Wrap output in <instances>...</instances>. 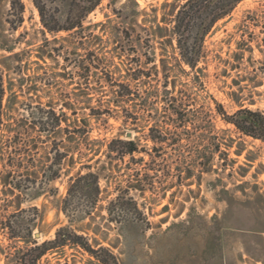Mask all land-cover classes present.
<instances>
[{
    "label": "rangeland",
    "instance_id": "rangeland-1",
    "mask_svg": "<svg viewBox=\"0 0 264 264\" xmlns=\"http://www.w3.org/2000/svg\"><path fill=\"white\" fill-rule=\"evenodd\" d=\"M23 1L24 22L12 33L5 22L9 0H0L3 41L15 45V52L25 51L22 74L4 70L6 81L15 82L17 95L11 99V106L10 92L3 100L0 177L11 163L5 150L12 135L8 125L20 118L31 120V111L37 112L40 102L45 105L53 97L71 101L79 124L87 122L89 132L70 140L68 135L74 134L78 127L73 123L57 138L32 129L30 143H36L32 152L34 160L24 161L22 167L35 165L41 171L38 185L42 190L33 188L16 197L4 192L0 179V219L15 211L19 203L23 208L37 206L42 214L35 228V234L40 232L37 237L40 242L54 238L58 228L70 225L87 236L89 242L97 240L113 250L121 264H203V259L217 264L221 255L226 264H263L245 253L250 238L241 230H223L222 247L217 250L209 247L207 227L215 222V217L223 218L228 207L225 198L232 197L252 209L264 235V141L238 131L216 110L219 104L228 113L240 107L264 111V0H243L218 21L205 38L199 66L195 70L184 66L188 73L174 59L175 52L169 41L156 34L160 32L157 23L161 22L162 4L166 0H136L138 5L133 0H103L87 17L85 25L112 18L106 25L109 32H103L101 26L94 27L93 33L102 39L96 38L91 44L58 41L50 45L57 47L58 52H54V59L46 57V62L38 57L39 47L45 45L39 12L32 0ZM47 36L52 39L50 34ZM162 53L172 65L169 88L178 101L184 102L183 122L163 107L166 78L161 67ZM9 54L0 48V61ZM151 60L159 65V74L155 73ZM8 63L13 66L17 62ZM78 63L86 68L82 69ZM40 64L46 69L40 68ZM0 67L4 69L1 63ZM137 68L151 70L153 74L147 81L135 82L133 73ZM38 73L39 76L31 77ZM23 75L25 79L21 81ZM35 82L37 89L29 91ZM130 89L131 97L126 95ZM91 109L103 112L100 119L91 115ZM133 121L137 131L131 129ZM62 125L65 127V122ZM128 132L132 135L128 136ZM151 136H163L164 140L157 143ZM24 138L25 135H20L16 140L23 143ZM115 138H133L140 149H147L149 153L107 158L109 143ZM216 142L220 144L222 156L216 154L213 159L214 170L203 171L211 165L206 155ZM57 146L63 151L69 150V154L61 177L47 185L42 181V171L51 164L50 157ZM115 147L123 145L116 143ZM85 163L103 175L101 199L92 216L86 214L71 222L60 207L70 177ZM133 184L144 187L143 191L130 190L143 214L139 218L130 215L121 222L112 221L107 206L121 190ZM52 186L58 188L56 194L51 191ZM224 187L229 195L222 191ZM83 207L87 209L86 202ZM24 216L27 218L29 214ZM12 242L0 230V245L9 251ZM23 244L17 240L11 250ZM0 264H6L4 255ZM38 264L101 263L82 248L67 245L49 251Z\"/></svg>",
    "mask_w": 264,
    "mask_h": 264
},
{
    "label": "trees",
    "instance_id": "trees-1",
    "mask_svg": "<svg viewBox=\"0 0 264 264\" xmlns=\"http://www.w3.org/2000/svg\"><path fill=\"white\" fill-rule=\"evenodd\" d=\"M102 1L103 0H32L39 12L45 40V45L39 47L41 53H39L38 57L44 60V62H46V57L54 59V54L58 52L59 49L50 45L58 41H67L84 45L91 44L96 38L102 39L100 35H95L93 33V28L101 26L103 32L108 33L109 31L106 25L108 22L112 21V18H108L106 22L85 25L87 17L96 10ZM133 1L138 5L136 0ZM241 1L243 0H166L162 4L163 15L161 22L164 24H161V22L157 23V29L160 30V32L156 34L159 37H165L167 39L166 41H169L175 52L173 57L185 73H188L184 68L185 65L189 66L191 70H195L199 66L203 58V47L206 36L218 21L228 16ZM9 5L10 8L5 22L9 26L8 29L13 33L17 31L24 22L25 3L23 0H9ZM113 11L116 14L119 13L116 9H113ZM62 32L66 34L60 35ZM111 33L120 34L116 31H111ZM47 34H50L52 39H50ZM4 37V33L0 32V48L8 51L10 54L4 56L0 61L4 67V69L0 67V130L4 114L3 100L10 92L9 106H11V99L17 95L14 90L15 82L11 79L6 81L4 70L8 69L9 71L22 74L25 69V64L23 63L25 51L15 52V45L5 43L3 41ZM174 41H176V46L174 45ZM63 58L68 60L67 57ZM10 60L17 62L16 65L11 66L8 63ZM151 62H153V67L156 69L155 73L159 74V65L155 60H151ZM78 65L81 66L82 69L86 68L82 63H78ZM161 67L164 77L166 78L163 84L164 89L162 90L163 107L172 114H175L176 120L183 122L184 102L178 101L177 96L173 95L172 89L169 88L168 77L172 65H170V60L165 53H162ZM40 68L46 69L45 66L41 64ZM44 73L48 74V71L45 70ZM152 74L151 70L137 68L133 73V80L135 82H139V80L147 81L148 77ZM36 76H39V73L31 77ZM24 79L25 76L23 75L21 81ZM37 87V82H35L30 85L28 89L32 91L33 89H37ZM157 92H159V90ZM128 94L129 97H131V89L130 93H126V95ZM122 95L124 96V94ZM88 100L89 97H86L85 101ZM58 106H60L59 110L57 109ZM37 108V112L31 111L30 115L33 116L31 120H28V118H20L15 121V123H10L8 125V132H11L12 135L7 141L9 146H6L5 150L11 163L10 168L5 169L0 179L4 187V192L16 197H20L22 192H27L33 188L42 190L41 186L38 185V178L40 177L41 171L35 169V165L33 167H22L24 161L34 160V154H32V152L36 148V143H30L32 139L30 132L32 129L39 130L41 133L44 132L47 137L57 138L59 133L64 131V129H68L73 123V125L75 124L78 127H75L77 131L74 132V134L68 135V139L70 140L76 139L77 136H83L86 132H89V130L86 129L88 127L87 122L84 121V125L79 124L76 108L71 101L53 97L49 99L45 105L40 102ZM91 110V115L96 119H100L103 112L96 111L95 109ZM216 110L225 122L233 124L238 131L264 141L263 110L240 107L233 113H228L219 104H217ZM63 122L66 124L65 127L62 125ZM132 123V131H137L138 127L136 123L134 121ZM20 135H25L24 139H26L27 142L24 139L23 143L17 142L16 139H18ZM26 135H28V137H26ZM151 138L157 143L164 140L163 136H151ZM116 143H120L123 147H115ZM53 149L52 152L54 154L50 157L52 162L42 171V181L47 185H50L61 177L64 160L69 154V150L63 151L58 146ZM136 152L149 153L147 149H140L138 142L133 138H115L109 143V150L106 156L110 159L119 158L126 154L134 155ZM222 153L223 151L221 150L220 144L216 142L210 154L206 155L211 165L203 169V171L208 172L214 170L212 161L216 157V154L222 156ZM12 160L14 161L12 162ZM84 169H86V171H84ZM190 176L192 175H189V177ZM102 177L103 175L99 171L92 170L91 164L88 163L83 164L82 167L70 177L67 193L62 200L60 208L70 218L71 222H75L86 214L92 216L93 210L101 199L102 188L100 180ZM132 189L143 191L144 187L140 184L130 185L129 188L121 190V192L110 201L107 210L112 221L121 222L125 216L128 217L130 215L139 218V216L143 214L139 209L137 200L130 194V190ZM51 191L56 194L58 188L52 186ZM222 191L229 195V190L225 187ZM225 200L228 203V207L221 220L215 217V222L208 225L206 221H204V218L200 217L201 222L208 225L207 228L210 235L209 247L213 249L216 248L217 250H219V247H222L223 230H225V232L241 230L242 233L250 238L249 242L245 245V253L248 254L252 260L264 264L263 230L257 226L252 209L232 197H226ZM84 202L87 204V209L83 207ZM16 206L17 208L15 211L0 219V230L10 241L16 243L17 240H20L23 241L24 244L20 247L14 246L15 249L13 251L11 250L13 242L9 246V251L7 248L0 245V260L4 255L6 264H38L41 258L49 251L58 250L67 245L82 248L101 264H121L119 257L113 250L107 246L101 245L97 240H95L94 243L89 242L87 236L78 233V231L70 225L58 228L54 238L45 239L40 242L39 239L35 237V228L39 226V219H42L40 209L37 206L23 208L20 203ZM26 213L29 214L27 218L24 216ZM189 221L191 225L194 226L192 214H189ZM203 260V264H210L209 261ZM217 264H226V259L221 255Z\"/></svg>",
    "mask_w": 264,
    "mask_h": 264
},
{
    "label": "water",
    "instance_id": "water-1",
    "mask_svg": "<svg viewBox=\"0 0 264 264\" xmlns=\"http://www.w3.org/2000/svg\"><path fill=\"white\" fill-rule=\"evenodd\" d=\"M127 134H128V136H131L132 135V132H128ZM35 235H36V237H40V232H36Z\"/></svg>",
    "mask_w": 264,
    "mask_h": 264
}]
</instances>
